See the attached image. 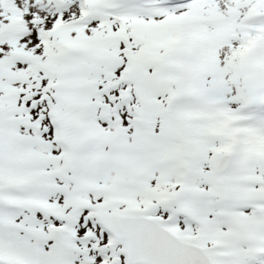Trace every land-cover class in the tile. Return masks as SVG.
Instances as JSON below:
<instances>
[{
	"label": "snow or ice",
	"instance_id": "1",
	"mask_svg": "<svg viewBox=\"0 0 264 264\" xmlns=\"http://www.w3.org/2000/svg\"><path fill=\"white\" fill-rule=\"evenodd\" d=\"M0 264H264V0H0Z\"/></svg>",
	"mask_w": 264,
	"mask_h": 264
}]
</instances>
